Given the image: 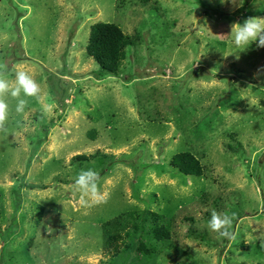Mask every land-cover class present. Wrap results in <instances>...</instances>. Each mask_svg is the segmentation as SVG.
Instances as JSON below:
<instances>
[{"label": "rangeland", "instance_id": "374dc122", "mask_svg": "<svg viewBox=\"0 0 264 264\" xmlns=\"http://www.w3.org/2000/svg\"><path fill=\"white\" fill-rule=\"evenodd\" d=\"M253 16L261 0H0V65L41 87L22 113L8 97L0 126V264H264V47L230 43ZM98 21L135 40L115 74L86 52ZM182 151L201 175L173 165ZM86 168L103 202L75 190ZM132 210L144 228L108 254ZM150 212L169 237L148 235ZM213 212L232 216L231 238L208 228Z\"/></svg>", "mask_w": 264, "mask_h": 264}, {"label": "clouds", "instance_id": "9594fccd", "mask_svg": "<svg viewBox=\"0 0 264 264\" xmlns=\"http://www.w3.org/2000/svg\"><path fill=\"white\" fill-rule=\"evenodd\" d=\"M223 3H231L236 7H242L245 0H220ZM264 4V0H261ZM231 47L237 56L246 51L255 43L256 47H264V18L248 17L242 23L237 22L231 28ZM41 94L40 84L29 70L17 69L14 79L10 81L6 77L5 67L0 65V126L9 119L8 97L16 101L15 111L22 113L28 103V97L39 99ZM53 105L43 104L42 111L51 114ZM100 174L92 168L82 169L74 179L75 190L81 194L82 202L100 203L106 199L107 194L99 191ZM233 219L227 213L213 212L208 221V228L215 231L218 237L231 238L229 231Z\"/></svg>", "mask_w": 264, "mask_h": 264}, {"label": "trees", "instance_id": "16d2710c", "mask_svg": "<svg viewBox=\"0 0 264 264\" xmlns=\"http://www.w3.org/2000/svg\"><path fill=\"white\" fill-rule=\"evenodd\" d=\"M147 3L149 0H141ZM135 43L134 37L125 33L116 23L109 21H98L90 26L86 52L99 65L95 71L96 75H102L105 72L117 73L124 58L125 48ZM36 143V145H38ZM36 147V146H35ZM172 163L183 174L201 175L203 172L202 164L191 152L182 151L172 156ZM152 224L148 230V235L158 240H164L170 235V229L167 224L161 222L162 215L156 212H150ZM146 216L136 211H129L121 219H116L118 224L117 233L110 235L104 246L105 251L109 253H118L119 241L125 244L126 237L132 235V230L144 228ZM138 251L148 254L154 250V246H148L145 241H140L137 246Z\"/></svg>", "mask_w": 264, "mask_h": 264}]
</instances>
